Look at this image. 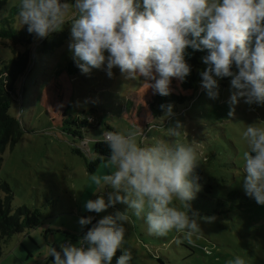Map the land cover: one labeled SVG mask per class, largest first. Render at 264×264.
<instances>
[{
  "label": "rangeland",
  "instance_id": "374dc122",
  "mask_svg": "<svg viewBox=\"0 0 264 264\" xmlns=\"http://www.w3.org/2000/svg\"><path fill=\"white\" fill-rule=\"evenodd\" d=\"M70 29L66 22L48 38L38 39L31 48L30 69L17 83L18 98L10 111L21 120L24 134L3 153L0 182L10 184L14 209L27 205L38 210L42 223L3 243L0 264H49L51 260L45 256L54 242L75 243L82 237L86 225L78 223L81 216L99 219L117 209L124 210L126 205L122 203L100 213L84 208L85 201L99 194L94 193L96 185L91 176L111 171L106 161L94 171L87 164L97 155L95 142L103 138L106 124L114 130L135 126L141 132L138 139L150 143L168 139V127H175L177 121L183 129L175 139L196 143L199 150L200 162L195 168H199L200 175L196 170L193 175L199 178L202 188L191 201L192 208L201 215H215L216 219L211 223L202 221V231L193 235V243H189L185 234L175 229L166 236L150 234L144 219L133 216V223L127 225L125 243L133 251L132 264H228L237 255L247 264H264V205L245 195L240 185L244 176L243 152L247 148L242 132L247 123L264 120V106H249L243 98L232 105L231 77L219 78L216 99L209 98L201 85L198 90H185L182 82L173 78L172 92L188 99L173 107V114L163 126L159 123L163 113L156 119L151 108L157 93L148 88L143 77L124 79L117 67L111 77L104 68H93L86 74L81 70L77 74L67 72L68 63L74 61L69 49ZM63 31L68 37L62 45L36 52L38 43L46 38L52 42ZM1 46L2 61L23 49L12 40H5ZM197 77L201 81L199 73ZM66 109L72 116L96 118L97 127L84 129L86 146L80 137L65 130L62 119ZM231 109L234 114L229 116ZM80 143L85 156L73 151ZM173 203L183 209L182 202Z\"/></svg>",
  "mask_w": 264,
  "mask_h": 264
},
{
  "label": "clouds",
  "instance_id": "9594fccd",
  "mask_svg": "<svg viewBox=\"0 0 264 264\" xmlns=\"http://www.w3.org/2000/svg\"><path fill=\"white\" fill-rule=\"evenodd\" d=\"M14 6L21 26L38 38L69 22V49L82 73L104 68L111 77L117 67L124 79L143 77L154 93L167 96L173 78L183 82L190 74L187 49L207 50L199 74L209 98H218L219 78L231 77L232 105L243 98L249 106H264V0H18ZM160 107L164 120L173 114L172 103ZM233 114L231 109L229 116ZM182 129L177 121L168 127V139L150 143L138 139L141 132L135 126L102 133L111 171L91 176L99 194L84 208L100 213L118 203L126 207L95 223L92 215L81 216L78 223L91 227L75 243L51 247L45 256L52 257L49 264H112L118 250L115 264H132L133 251L125 243L133 216L144 219L150 234L166 236L175 229L193 243L201 222L216 217L192 208L202 188L193 175L199 150L196 143L175 139ZM242 137L247 148L240 185L245 195L264 205V120L247 123ZM228 264L247 261L237 255Z\"/></svg>",
  "mask_w": 264,
  "mask_h": 264
},
{
  "label": "trees",
  "instance_id": "16d2710c",
  "mask_svg": "<svg viewBox=\"0 0 264 264\" xmlns=\"http://www.w3.org/2000/svg\"><path fill=\"white\" fill-rule=\"evenodd\" d=\"M18 0H0V49L1 44L5 40H12L20 44L23 49L17 52V55H12V58L3 60L0 58V166L3 161V153L7 148H13L22 138L24 128L21 120L11 113V106L15 99L18 98V80L24 76L30 69L33 60L31 48L37 43L38 37L34 33L27 31V25L21 26L17 15V8L14 6ZM68 37L66 31L58 34L52 41H48V37L37 44V50H48L64 43ZM189 53L186 56L188 63L191 65L190 74L186 80L182 82V87L185 90H198L201 81H198L197 73L203 71L206 67L201 57L207 54V50H192L187 49ZM80 71L77 63L71 61L68 63L67 72L69 74H77ZM229 80L230 77H223ZM193 97V96H191ZM187 97L182 94L171 92L167 96H162L157 93L155 99L151 102L152 113L154 117L160 118L163 110L161 104L172 103L173 106H178L180 103L187 101ZM68 114L65 110L62 119L65 130L81 138V143L84 141L83 132L86 127H97V120L94 116L79 117ZM160 119V124L165 126L166 120ZM152 127V126H151ZM107 130H114L110 124H106ZM147 132V131H145ZM147 134V133H145ZM81 143L73 148V151L81 156H85L84 149ZM94 152L97 154L95 158L87 162L90 171H94L98 165L106 161V157L110 155L108 145L103 141V138L97 140L94 146ZM199 168H194L199 173ZM14 193L10 184L6 181L0 182V259L3 257V243L10 241L16 233L26 232L27 229H32L39 226L42 221L38 210H32L27 205H21L14 209L13 207ZM96 218L92 223L96 222ZM91 227V224L86 225L81 235ZM65 240L62 243H67ZM62 243L54 242L52 247L59 248ZM52 260V257L49 256Z\"/></svg>",
  "mask_w": 264,
  "mask_h": 264
},
{
  "label": "built area",
  "instance_id": "2783aa9c",
  "mask_svg": "<svg viewBox=\"0 0 264 264\" xmlns=\"http://www.w3.org/2000/svg\"><path fill=\"white\" fill-rule=\"evenodd\" d=\"M87 143H88V141H84V142H83V146H86Z\"/></svg>",
  "mask_w": 264,
  "mask_h": 264
}]
</instances>
